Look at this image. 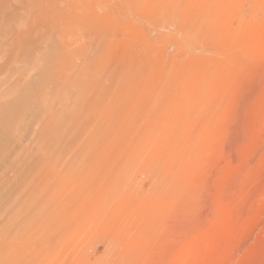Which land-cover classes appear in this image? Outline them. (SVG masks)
<instances>
[{
	"label": "rangeland",
	"instance_id": "1",
	"mask_svg": "<svg viewBox=\"0 0 264 264\" xmlns=\"http://www.w3.org/2000/svg\"><path fill=\"white\" fill-rule=\"evenodd\" d=\"M4 1L0 264H264V0Z\"/></svg>",
	"mask_w": 264,
	"mask_h": 264
},
{
	"label": "bare ground",
	"instance_id": "2",
	"mask_svg": "<svg viewBox=\"0 0 264 264\" xmlns=\"http://www.w3.org/2000/svg\"><path fill=\"white\" fill-rule=\"evenodd\" d=\"M2 1H4V0H2ZM0 3H1V2H0ZM3 3L5 4L6 2L4 1ZM4 4H3V5H4ZM255 36H256V35H255ZM257 38H259V37L257 36ZM257 38H256V39H257ZM256 39H255V40H256ZM259 40H260V38H259ZM256 42H259L258 39H257ZM256 42H254V44H255V47H254V48H255V49H256V47H257V46H256ZM261 42H263V41H262V36H261ZM259 43H260V42H259ZM246 45H247V44H246ZM247 46H248V45H247ZM258 47H260V44H258ZM262 47H264V44L262 45ZM254 48H253V49H254ZM255 49H254V50H255ZM259 49H260V48H259ZM259 49H258V50H259ZM1 50H2V49H1ZM246 52H247V51H246ZM260 52H261V51H260ZM263 52H264V51H263ZM263 52H262V53H263ZM23 54H24V53H23ZM247 56H248V55H247ZM254 57H255V56H254ZM255 61H257V59H256ZM10 64H11V63H10ZM18 65H19V64H18ZM9 68H10V67H9ZM20 106H21V105H20ZM20 106H19V107H20ZM7 107H8V108H7ZM12 107H13V106H12ZM6 108L9 109V108H11V106H7V105H5V106L3 107V109H6ZM1 124H3V123H1Z\"/></svg>",
	"mask_w": 264,
	"mask_h": 264
}]
</instances>
